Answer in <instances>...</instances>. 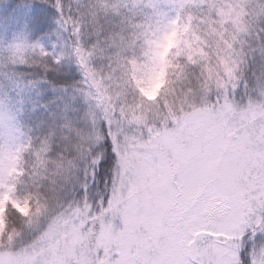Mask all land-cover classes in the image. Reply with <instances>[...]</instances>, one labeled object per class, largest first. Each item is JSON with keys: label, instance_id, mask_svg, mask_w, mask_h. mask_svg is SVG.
Listing matches in <instances>:
<instances>
[{"label": "snow or ice", "instance_id": "1", "mask_svg": "<svg viewBox=\"0 0 264 264\" xmlns=\"http://www.w3.org/2000/svg\"><path fill=\"white\" fill-rule=\"evenodd\" d=\"M54 6L71 46L25 38L11 60L74 55L111 143L68 125L55 151L0 113V264H264V0ZM101 147L115 161L103 187ZM84 154L94 187L73 178Z\"/></svg>", "mask_w": 264, "mask_h": 264}, {"label": "rangeland", "instance_id": "2", "mask_svg": "<svg viewBox=\"0 0 264 264\" xmlns=\"http://www.w3.org/2000/svg\"><path fill=\"white\" fill-rule=\"evenodd\" d=\"M9 3L2 2L0 5ZM90 3L92 0H71L69 11L75 16L78 11H86ZM17 4L25 7L15 10L0 7V113H10L27 136L34 140H49L55 151L68 146V125L91 130L95 136L94 144L101 145L105 139L103 126L94 122L89 113L88 101L83 96V70L74 55L69 56L65 52L59 65L52 58L45 64L38 59L27 64L11 60L8 46L21 39L38 41L56 54L64 52L72 42L71 33L61 27L60 16L56 13L39 6L29 12L28 8L34 4ZM93 27L95 24L89 17L86 33ZM257 71L264 77V69L258 66ZM47 74L72 82L69 86H57L46 80ZM158 87L154 86L149 93L154 95ZM88 166L91 165L87 154H84L73 172L77 184L82 181V173Z\"/></svg>", "mask_w": 264, "mask_h": 264}, {"label": "trees", "instance_id": "3", "mask_svg": "<svg viewBox=\"0 0 264 264\" xmlns=\"http://www.w3.org/2000/svg\"><path fill=\"white\" fill-rule=\"evenodd\" d=\"M2 2H10V0H0V3ZM16 3H29V4H34V5H39L41 2H43L46 7V9L56 13L58 16H60V14L57 12L56 8H55V3L56 0H15ZM63 4H64V8H65V13L67 14V12L70 10V5H71V0H62ZM21 69V68H20ZM25 69V68H24ZM46 80H49L52 84L57 85V86H69L70 83L72 82L70 79L67 78H62V77H51V76H46ZM111 141L110 140H103L101 145H107L110 144ZM97 156L103 155L104 159L100 160L99 163L96 165V173H95V181L96 183L100 186L103 187L104 181L105 179L108 178L109 174H110V169H111V165L115 163L114 158L110 159L109 155H108V150L106 147H101L97 150L96 153ZM90 163V161H89ZM91 172V166H88L87 168H85L84 173H82L83 179L80 182V184H78L80 187H94L95 185H93L92 183V177L90 175Z\"/></svg>", "mask_w": 264, "mask_h": 264}]
</instances>
